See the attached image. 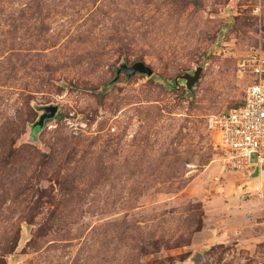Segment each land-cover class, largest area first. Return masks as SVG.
Segmentation results:
<instances>
[{
  "label": "rangeland",
  "instance_id": "obj_1",
  "mask_svg": "<svg viewBox=\"0 0 264 264\" xmlns=\"http://www.w3.org/2000/svg\"><path fill=\"white\" fill-rule=\"evenodd\" d=\"M254 54L264 0H0V264H264V167L206 130Z\"/></svg>",
  "mask_w": 264,
  "mask_h": 264
},
{
  "label": "built area",
  "instance_id": "obj_2",
  "mask_svg": "<svg viewBox=\"0 0 264 264\" xmlns=\"http://www.w3.org/2000/svg\"><path fill=\"white\" fill-rule=\"evenodd\" d=\"M237 73L246 79L238 104L208 116L206 130L213 145L224 152L230 169H254L260 174L264 167V70L257 54L237 63Z\"/></svg>",
  "mask_w": 264,
  "mask_h": 264
},
{
  "label": "water",
  "instance_id": "obj_3",
  "mask_svg": "<svg viewBox=\"0 0 264 264\" xmlns=\"http://www.w3.org/2000/svg\"><path fill=\"white\" fill-rule=\"evenodd\" d=\"M201 72V68H195L190 74H185L180 77L185 83V87L187 90H190L193 84L199 79V74ZM123 74L126 78H130L135 74H140L149 77L151 75V71L148 67H146L142 62H135L131 66L121 65L116 70V75ZM56 113V107L53 105L46 106L42 108V114L38 116V119L35 123V126L41 127L45 120H50L54 114Z\"/></svg>",
  "mask_w": 264,
  "mask_h": 264
},
{
  "label": "trees",
  "instance_id": "obj_4",
  "mask_svg": "<svg viewBox=\"0 0 264 264\" xmlns=\"http://www.w3.org/2000/svg\"><path fill=\"white\" fill-rule=\"evenodd\" d=\"M238 104V103H237ZM236 106V105H235Z\"/></svg>",
  "mask_w": 264,
  "mask_h": 264
}]
</instances>
